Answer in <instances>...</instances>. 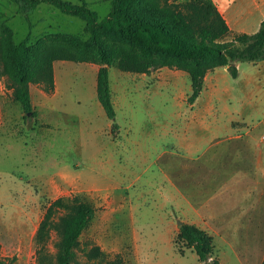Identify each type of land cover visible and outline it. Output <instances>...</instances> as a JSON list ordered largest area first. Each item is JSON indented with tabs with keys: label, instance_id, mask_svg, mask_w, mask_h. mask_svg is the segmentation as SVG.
Returning <instances> with one entry per match:
<instances>
[{
	"label": "rangeland",
	"instance_id": "374dc122",
	"mask_svg": "<svg viewBox=\"0 0 264 264\" xmlns=\"http://www.w3.org/2000/svg\"><path fill=\"white\" fill-rule=\"evenodd\" d=\"M87 3L101 18L111 8L110 0ZM237 4L248 12L232 23L235 29H248L264 14V0ZM84 24L49 3L27 16L15 2L0 0L1 39L10 33L18 43L30 33L35 41L57 31L87 37ZM2 69L0 59V257L37 264L39 223L65 196L97 210L80 238L82 261L97 244L126 264H202L194 249L176 240L179 221L199 211L214 217L221 234L210 230L225 264H259L264 174L255 155L262 153L264 166V60L239 61L237 77L227 66L216 67L194 103L184 70L136 73L111 65L114 131L97 98V64L56 60L53 92L30 85L36 115L14 99ZM223 219L232 221L228 228ZM57 240L53 230L52 254Z\"/></svg>",
	"mask_w": 264,
	"mask_h": 264
},
{
	"label": "trees",
	"instance_id": "16d2710c",
	"mask_svg": "<svg viewBox=\"0 0 264 264\" xmlns=\"http://www.w3.org/2000/svg\"><path fill=\"white\" fill-rule=\"evenodd\" d=\"M22 14L29 16L42 2L63 13L81 18L87 37L57 31L31 41L28 33L15 43L9 33L0 38V59L13 97L25 112L33 109L31 83H39L47 92L55 90L54 62L71 60L98 65L96 93L106 115L113 120L112 131L119 127L112 98L109 67L123 71L150 73L168 66L186 71L192 84L188 97L194 103L204 87L207 73L227 66L238 76V62L264 60V19L254 32H232L213 0H110L108 14L88 6L87 0H11ZM63 211V212H61ZM96 207L80 197L61 196L46 209L36 231L37 264H126L94 244L79 255L80 238L96 215ZM58 214V215H57ZM58 240L50 253L52 231ZM177 242L191 247L202 264H222L214 236L195 223L182 221ZM183 251V249H182ZM0 264H12L0 257ZM264 264V257L261 262Z\"/></svg>",
	"mask_w": 264,
	"mask_h": 264
},
{
	"label": "crops",
	"instance_id": "0c3cea01",
	"mask_svg": "<svg viewBox=\"0 0 264 264\" xmlns=\"http://www.w3.org/2000/svg\"><path fill=\"white\" fill-rule=\"evenodd\" d=\"M213 2L217 5V7L219 8L221 13L223 14L225 19L227 20L231 31H233V32H243V31L244 32H254L259 28L261 21L264 19V14H263V15L259 16L258 18H252L250 20V22L247 23V25L249 26L248 29H246V28H236L235 29L232 26V23L233 22L234 23H240V21H241L240 17L245 15L248 12V9L244 10L242 7L243 5H241V4L236 5L237 0H213ZM255 7L260 8L258 2L255 3ZM206 79H207V75L205 77V80ZM255 156H257L256 159L258 160V162H257L258 170L263 171V174H264L262 153L259 152V155H255ZM233 207H234V210L236 209L239 211V209H240L239 205L237 203H234V205H232V208ZM229 208L230 207L227 206L228 210H229ZM213 218L214 217L203 215L199 211H197L196 215H190L184 221L189 222V223H195L210 233H211L210 229H212L213 232L221 234V232L218 229V226L213 223V221H212ZM230 223H232V221L230 222V220L223 219V221L221 222V225L222 226L225 225V228L226 227L228 228V225ZM220 259H221V263L225 264V259L222 256H220ZM262 260H263V258L260 260L259 264H261Z\"/></svg>",
	"mask_w": 264,
	"mask_h": 264
},
{
	"label": "water",
	"instance_id": "95a60500",
	"mask_svg": "<svg viewBox=\"0 0 264 264\" xmlns=\"http://www.w3.org/2000/svg\"><path fill=\"white\" fill-rule=\"evenodd\" d=\"M28 113H30V112H28ZM182 223V221H179V224H181Z\"/></svg>",
	"mask_w": 264,
	"mask_h": 264
}]
</instances>
